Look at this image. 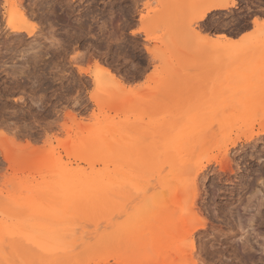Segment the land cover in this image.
<instances>
[{"label":"rangeland","instance_id":"374dc122","mask_svg":"<svg viewBox=\"0 0 264 264\" xmlns=\"http://www.w3.org/2000/svg\"><path fill=\"white\" fill-rule=\"evenodd\" d=\"M14 1L19 34L0 0V264H264V82L250 85L264 78V29L233 49L194 37L251 32L264 0L197 24L211 0ZM84 153L124 169L111 197L73 198L64 212L40 168ZM174 156L196 172L187 197L155 182Z\"/></svg>","mask_w":264,"mask_h":264},{"label":"bare ground","instance_id":"6f19581e","mask_svg":"<svg viewBox=\"0 0 264 264\" xmlns=\"http://www.w3.org/2000/svg\"><path fill=\"white\" fill-rule=\"evenodd\" d=\"M4 1H5V4L7 5V7H9V12L7 14V16L9 17V19L6 17L7 24H6L5 27H9V29L12 31L13 34H19L21 32V29L20 28H17V27H14L11 24L10 19H11V16L12 15H15V16L17 15L16 16L17 19L24 18L25 14L22 12V10L19 9V6L16 5L17 2L15 3L14 0H4ZM235 5H236V0H211L199 12H197V14L194 16V23L197 24V23L203 21L205 18H207L206 16L210 12L227 10L229 8H234ZM252 24L254 26V29L251 32H249V33L243 34L238 39H233V38H231V37H229L227 35H224V34H218V35H215V37H210V36H208V34L206 35L205 31H202V32H204L203 34H205V35H203L202 32L197 31L196 30L197 28L195 29L196 30L195 33H194V31H191V32H192V34L194 33V37L197 40V43L195 41L196 44H198V42L200 44H202V45H215V44L218 45V44H222L223 46H225L228 49L229 48H232L233 49V48H236L237 46H239L240 44H246L248 41H250L253 38L254 39H259L258 36H260L261 34L258 33V32H260V30L262 31V29H264V19H260L258 17H254L253 20H252ZM257 33H258V35H256ZM28 34H29V32H28ZM245 47H246V45H245ZM249 57H250V55L249 56H242V57H240L238 59L237 62H240V61L242 62V61H244L245 59H247ZM205 65L206 64H202V67H205ZM234 66H235L234 64H229L228 65V67H234ZM258 68H260V69L264 68V63L263 62H260L259 65H258ZM101 71L102 70H100V73H104V77H107L108 80L111 79V80H115L116 81L115 75L110 70L104 68L103 71L102 72ZM260 82L261 83L264 82V78H260L257 81L251 83L250 85L251 86L252 85H258ZM116 83H118V82H116ZM118 86H120V85H118ZM120 87L122 88V86H120ZM119 88H118V91H119ZM133 91L134 90L132 88L131 89L122 88V89H120L119 92H121V93H128V94L131 93V95H132V92ZM136 93H138V92H136ZM137 96H138V94H136V95L133 94V97L134 98H137ZM230 114L231 115H234L235 113H230ZM237 114H240V113L237 112ZM223 119H227V118H221L220 120H223ZM104 127H107V126H104ZM110 127H111V125H110ZM111 128L114 129L113 127H111ZM101 133H102V131H101ZM262 134H264V129L262 131ZM108 138H109V136H108ZM94 140L97 143L99 142L98 144H101V141H102V143L105 142V139H103V137L101 136V134L99 133V131H97V134H96V137H95ZM234 144H235V142H234ZM83 152H85V151H83ZM85 153H87V151ZM85 153L83 155L77 156L76 162L77 163L78 162L84 163L86 165L85 166L86 168L82 167L80 165V163L76 164V166H72V164L59 163L58 161H55V160H52L50 162H47L48 164L47 163H42L43 164L42 165V168H40V169H43V167H44V169H46V171H47V173H49V175L52 174L51 177L49 175L48 176L50 178H54L55 179L54 181H56V182L53 183V187H51V185L47 183L48 184L47 186L50 185V187L54 190L53 191V194L52 193H50V194L51 195H58V193L62 192L60 194H62L63 197H65L66 201L63 204V206H64L63 207V211L64 212H67V207L66 206L67 205L69 206V200L70 199H73V198H80L82 196H98L101 199H106L108 197H111L114 194V189H115L114 185H116V183L118 181V179H117L116 176L118 174H122V171L124 169V166H122L121 164H115L113 162V160H111V157L109 155H104L103 157H101L100 159L97 160L94 157H92L91 155H88V154H85ZM49 155L47 156V158L52 157V159H53V156H49ZM37 157L40 158L39 155L38 156L36 155V158ZM41 159H43L42 156H41ZM55 159H58V158H55ZM39 164H41V163H39V161H38L35 165L39 168V166H38ZM45 164H46V166H45ZM192 165H193V163H192V161L190 159H182L180 156H174V161L172 163H170L168 165H165V166L159 168V170L161 172L165 171L166 172V175L162 176L160 179L157 178L158 180H155V182L157 181L156 183H161V182L165 181L166 179H169L174 184H177V186H176L177 187V197H179V198H183L184 196L187 197L186 194L188 193V190L192 186V183L195 181V177H196V175H195L196 172H194V169L192 168ZM97 166H101V167L98 168ZM40 167H41V165H40ZM125 167H127V166H125ZM155 168H156V166H152V167L150 166L149 167V166H146V165L145 166H143V165H136L132 170L134 172H136V173H139V174L142 173L143 174V173L147 172L148 169H150L152 171ZM19 171H20V169H19ZM41 172L42 171H40V173ZM29 173L30 172L28 171V174ZM30 174H29V176H30ZM43 174H46V173H43ZM127 174H129V173H127ZM37 177H39V176H37ZM126 177L128 178L130 176H126ZM27 178L29 179V177H27ZM131 178H133V177H131ZM22 180H23V178H22ZM19 181H20V179H19ZM33 181H35V180H33ZM134 181L137 182V183H139V181H137V179L136 180L134 179ZM38 182L41 183L40 181H38ZM29 183H31V182L29 181ZM43 183H46V182H43ZM128 183H131L130 180H129V178L126 181L125 184H128ZM144 183H145V181H144ZM26 184H27V182H26ZM36 184H38V183H36ZM24 186H25V184H24ZM24 186H23V188H25ZM30 186H32V185H30ZM36 187H38V186H36ZM41 187H42V185H41ZM38 188H37V190H38ZM16 190H17V188H16ZM24 190L26 191V188ZM43 190H44V187H43ZM45 190H47V189H45ZM27 191L31 194V191L32 190L29 187V189H27ZM27 191H26V193H27ZM20 192H21V190H20ZM39 192H42L43 194L46 193V195H47V192L49 193L48 190H47V192L46 191L43 192L42 190L41 191L39 190ZM15 193H13V194H15ZM16 196H19V195L16 194ZM26 196H28V195H26ZM10 197H12V196H10ZM51 197H54V196H51ZM15 198H17V197H15ZM20 198H22V195L20 196ZM28 198L31 199V197H28ZM28 198H25V199H28ZM57 198H59V197H57ZM22 201H23V199H22ZM22 201L20 202L21 205H22ZM190 205L192 207H194V202L193 201H190ZM77 207H81V206L78 205ZM69 208H70V206H69ZM22 209L23 208H21L20 210H22ZM71 211L69 209V212H71ZM23 212H24V209H23ZM71 213H73V215H75L74 212H71ZM77 214H78V212H77ZM246 240H247V238H246ZM111 242H112L111 240L105 239L103 241V243L99 245L98 249L99 250L104 249ZM246 245H247V243H246ZM248 247H249V245H248ZM112 261H113L114 264L115 263L116 264H121V262L116 261L115 259H112Z\"/></svg>","mask_w":264,"mask_h":264},{"label":"crops","instance_id":"0c3cea01","mask_svg":"<svg viewBox=\"0 0 264 264\" xmlns=\"http://www.w3.org/2000/svg\"><path fill=\"white\" fill-rule=\"evenodd\" d=\"M240 36H242V35H240ZM240 36H237V37H235V38H233V39H238Z\"/></svg>","mask_w":264,"mask_h":264}]
</instances>
